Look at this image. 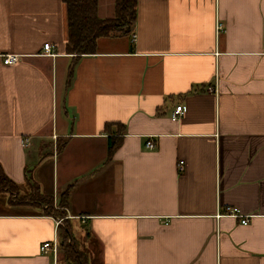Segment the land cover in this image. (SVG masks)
<instances>
[{
  "label": "crops",
  "instance_id": "0c3cea01",
  "mask_svg": "<svg viewBox=\"0 0 264 264\" xmlns=\"http://www.w3.org/2000/svg\"><path fill=\"white\" fill-rule=\"evenodd\" d=\"M65 46L61 0H0L3 173L54 201L74 184L64 219L89 264H264V0H137L127 32ZM58 225L0 203V264H60L39 251Z\"/></svg>",
  "mask_w": 264,
  "mask_h": 264
},
{
  "label": "trees",
  "instance_id": "16d2710c",
  "mask_svg": "<svg viewBox=\"0 0 264 264\" xmlns=\"http://www.w3.org/2000/svg\"><path fill=\"white\" fill-rule=\"evenodd\" d=\"M65 5L66 16V46L67 54L73 56L92 54L95 52L96 40L108 37L118 32H127L136 15L137 0H114V16L110 19H99L97 17V0H61ZM111 139V138H110ZM120 140V139H119ZM119 146L117 138L113 137L107 147V159L109 160L115 149ZM63 143L57 145L60 150ZM74 184L67 187L66 191L60 196L58 208L65 214L68 207V196ZM18 187L2 171L0 167V193H17ZM33 193L29 195L31 203L39 202L41 214L51 216L53 211V199L45 195L35 186L32 187ZM58 210V209H54ZM66 215L62 216L63 218ZM66 224V223H65ZM59 250L63 253V258L67 264H87L86 254L81 252L72 237L69 228L58 225Z\"/></svg>",
  "mask_w": 264,
  "mask_h": 264
},
{
  "label": "rangeland",
  "instance_id": "374dc122",
  "mask_svg": "<svg viewBox=\"0 0 264 264\" xmlns=\"http://www.w3.org/2000/svg\"><path fill=\"white\" fill-rule=\"evenodd\" d=\"M61 142H59V145H60ZM37 187L38 186L33 183V182H30V184L26 183L24 186H21V187H18V192L17 193H13V194H9V193H6V192H2L0 193V203L1 204H6V206H16V205H30L32 207H37L39 209V212H41V207L42 206H39V202H35V203H31V199H29V195H31V193H33V190H32V187ZM67 187L61 192L60 196L66 191ZM39 190V189H38ZM60 196L57 198L56 201L53 200V211L54 212H51V215L52 216H55L56 220H58L61 224L62 227L66 226V219H64L62 216H64L65 214H62L64 213V211L61 209V208H58V202L60 200ZM54 209H58V210H54ZM85 242L87 243V245L85 246V248L83 247V244L85 245ZM94 241H84L83 239H80L78 240L76 243H79V245L81 246V249L83 250L84 249V252L88 254L89 250H91V245ZM58 244H59V240H58ZM96 249V248H95ZM81 251V250H80ZM58 256H57V259H59V263L60 264H67V261L64 260L63 258V253L59 250V247H58ZM82 252V251H81ZM95 258H96V264H99V259H97V256H98V252L95 251ZM89 257H91L89 254H88ZM87 264H89L87 262Z\"/></svg>",
  "mask_w": 264,
  "mask_h": 264
},
{
  "label": "built area",
  "instance_id": "2783aa9c",
  "mask_svg": "<svg viewBox=\"0 0 264 264\" xmlns=\"http://www.w3.org/2000/svg\"><path fill=\"white\" fill-rule=\"evenodd\" d=\"M218 28H221V24H218ZM132 38L134 39V36H132ZM43 49L45 51L46 55H50V49H51V45H49L48 43L43 45ZM19 60V56L18 55H4L2 57V63L3 65H13L15 63H17ZM186 112V107L183 105H176L172 112H171V116L170 119L172 122H176L180 119V117ZM22 144L25 146L27 144V140L22 141ZM145 148L147 149H152L153 148V144L150 141H147L145 143ZM182 166L183 163L179 162V170H182ZM225 212L228 215H231L235 218H241L240 219V223L241 225H247L248 223V217L247 216H241L239 215V212L237 209L233 208V207H227L225 209ZM59 222V221H58ZM58 250V242L57 239H54L53 241H47L42 243V245L39 247V251L40 253H46L48 251H51V253L53 254V256H56Z\"/></svg>",
  "mask_w": 264,
  "mask_h": 264
}]
</instances>
